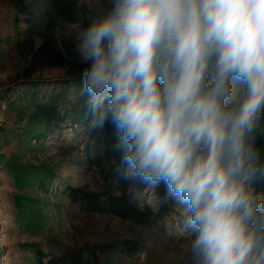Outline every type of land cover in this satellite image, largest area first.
Instances as JSON below:
<instances>
[{
  "label": "clouds",
  "instance_id": "clouds-1",
  "mask_svg": "<svg viewBox=\"0 0 264 264\" xmlns=\"http://www.w3.org/2000/svg\"><path fill=\"white\" fill-rule=\"evenodd\" d=\"M73 32L88 126L181 208L187 264H264V0H102Z\"/></svg>",
  "mask_w": 264,
  "mask_h": 264
},
{
  "label": "rangeland",
  "instance_id": "rangeland-1",
  "mask_svg": "<svg viewBox=\"0 0 264 264\" xmlns=\"http://www.w3.org/2000/svg\"><path fill=\"white\" fill-rule=\"evenodd\" d=\"M102 0H0V264H38V255L70 253L85 244L140 240L147 251L115 264H187L188 236L182 210L164 226L171 241L112 216L86 214L69 202L67 187L114 193L102 169L117 155L91 164L93 129L81 123L79 96L88 67L75 51L74 24ZM55 105L60 118L50 124L38 105ZM107 146L110 125L97 128ZM115 135V134H114ZM112 138V137H111ZM94 145V144H93ZM53 172L48 191L39 180ZM142 201L158 207L153 190L139 188Z\"/></svg>",
  "mask_w": 264,
  "mask_h": 264
},
{
  "label": "trees",
  "instance_id": "trees-1",
  "mask_svg": "<svg viewBox=\"0 0 264 264\" xmlns=\"http://www.w3.org/2000/svg\"><path fill=\"white\" fill-rule=\"evenodd\" d=\"M37 109L42 112L47 123L55 120H63L57 111L55 105H38ZM90 119V117H89ZM81 123L88 122L85 119L84 108L81 117L77 118ZM98 129H93V140L89 143L88 148L93 150L96 157L91 161L109 159L112 154L117 155L116 164L102 169V178L105 181L112 182L114 193L100 194L89 192L82 188L67 187L64 194L69 202L77 205L80 210L86 214L112 216L121 221L129 222L138 228L149 231L154 238L163 241H171L164 226L167 218L176 215L179 212V206L169 201L163 203L164 189L163 187L153 190L158 199V207L155 209L151 205L139 199L136 191L144 186L134 187L131 183L124 179L122 170L120 169V154L113 151V145L116 142L114 131H110L107 146L104 147L103 140L98 134ZM94 144V145H93ZM257 147L260 150L262 158H264V117H262L260 125V133L257 140ZM117 153V154H116ZM53 172H48L45 178L39 180V187L48 191L52 180ZM259 191L264 193V181L259 184ZM147 251L145 244L140 240H124L117 242L85 244L78 249L63 254L61 256L51 257L46 262L45 255L39 253L38 264H115L114 259L117 257L135 259Z\"/></svg>",
  "mask_w": 264,
  "mask_h": 264
},
{
  "label": "bare ground",
  "instance_id": "bare-ground-1",
  "mask_svg": "<svg viewBox=\"0 0 264 264\" xmlns=\"http://www.w3.org/2000/svg\"><path fill=\"white\" fill-rule=\"evenodd\" d=\"M3 219V215H2V213L0 212V220H2ZM0 224H1V222H0ZM5 240V239H4ZM4 240H3V237L2 236H0V241L3 243L4 242ZM5 243V242H4Z\"/></svg>",
  "mask_w": 264,
  "mask_h": 264
}]
</instances>
